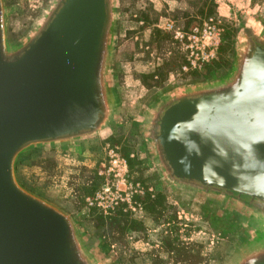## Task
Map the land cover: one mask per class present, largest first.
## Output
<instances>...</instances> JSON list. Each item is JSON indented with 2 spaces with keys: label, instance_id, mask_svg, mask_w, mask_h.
<instances>
[{
  "label": "water",
  "instance_id": "obj_1",
  "mask_svg": "<svg viewBox=\"0 0 264 264\" xmlns=\"http://www.w3.org/2000/svg\"><path fill=\"white\" fill-rule=\"evenodd\" d=\"M120 7L55 0L14 46L0 0V264H102L87 243L93 232L70 208L23 186L18 165L39 149L103 138L131 110L156 121L148 161L161 186L198 183L264 205V30L244 21L250 35L242 32L231 73L184 83L138 109L113 89ZM255 224L231 264H264V216Z\"/></svg>",
  "mask_w": 264,
  "mask_h": 264
},
{
  "label": "rangeland",
  "instance_id": "obj_2",
  "mask_svg": "<svg viewBox=\"0 0 264 264\" xmlns=\"http://www.w3.org/2000/svg\"><path fill=\"white\" fill-rule=\"evenodd\" d=\"M54 1L7 0L9 42L26 41L42 23ZM173 2L171 6L165 4L162 11L156 13L154 4L150 0H120L122 16L118 28L119 38L116 43L118 46L115 48L112 63L113 69L119 68V74L113 78V89L115 91L116 86L119 87L126 97L128 87L136 84L142 98L140 100L137 98L133 103L132 97L130 105L141 107L152 102L157 95H166L184 83L205 80L212 75L221 77L231 73L236 61L237 49L240 48L243 38L244 21L259 24L264 30V0H174ZM126 8H129V13H126ZM232 10L235 11V15L230 14ZM211 17L222 21V40L218 60L201 72L180 75L181 67L185 63V55L173 36L161 30L158 25L166 20L174 22L180 28L188 29ZM126 33H129L127 39ZM165 63L167 64L164 65ZM159 66L165 68L164 74L157 73L153 79H144L146 75L158 71ZM136 78L142 85L137 83ZM145 110H142L141 114L131 110L126 115L123 126L111 133L108 132L109 134L106 132L103 138L91 140L92 143L83 144L82 151L78 149L79 143L74 144L73 147L76 149L74 156L82 157L86 151L90 153V157L87 159V165L72 166L67 176L64 175L66 172L62 167L49 162L41 163L45 160L33 156L34 162L31 161L28 166L30 174L28 176L33 175L31 177L38 178L40 186L43 187L42 193L38 194L60 205L65 204L63 202L65 198L74 201L73 211L79 223L86 231L90 229L93 232L86 239L95 256L99 238L107 234L120 242L127 253L126 257L135 264H207L214 252L225 255L224 261L221 260L220 264H231L244 248L240 244L249 231L244 233L234 229L228 236L231 241L218 245L216 238L221 237L212 229L210 219L201 214L204 197H197V194L187 191L186 188L184 191L170 186L165 188L156 181L148 161L153 146L144 137L145 126L150 121L147 118L148 111ZM110 148H117L124 158H126L125 154H129V159L136 162L137 166L131 177L133 181L154 188L153 193L139 198L142 210L136 214L120 211L116 215L103 216L100 212L87 208L86 198L99 190L103 184V178L97 173L107 163ZM39 165L41 173L37 175ZM140 177L143 182L136 181ZM56 180L67 183L72 193L70 197L63 195L56 199L47 195L48 189ZM27 188L36 193L29 186ZM58 189L62 191L61 188ZM196 200L197 203H201L196 204ZM209 206L215 207L220 213L219 205ZM123 223L129 227L124 235H120L117 226ZM223 223L226 224L224 220ZM223 223L218 224L217 231L223 228ZM133 244H136L137 248H134Z\"/></svg>",
  "mask_w": 264,
  "mask_h": 264
},
{
  "label": "built area",
  "instance_id": "obj_3",
  "mask_svg": "<svg viewBox=\"0 0 264 264\" xmlns=\"http://www.w3.org/2000/svg\"><path fill=\"white\" fill-rule=\"evenodd\" d=\"M221 25V19L215 17L188 29L180 28L172 21L160 22L158 27L173 36L185 55L180 75L201 72L218 60L222 40ZM98 175L103 178V184L85 202L87 208L103 216H112L119 211L136 214L142 210L139 198L154 192L153 187H146L131 179L129 162L117 148L108 150V161Z\"/></svg>",
  "mask_w": 264,
  "mask_h": 264
},
{
  "label": "flooded vegetation",
  "instance_id": "obj_4",
  "mask_svg": "<svg viewBox=\"0 0 264 264\" xmlns=\"http://www.w3.org/2000/svg\"><path fill=\"white\" fill-rule=\"evenodd\" d=\"M232 15H235V12H233ZM243 31L250 35V31L245 28H243ZM14 42L15 41H12L10 44L14 46L20 45V41L16 43ZM250 43L254 47L258 45L254 39H251ZM156 129L155 120H150L145 126L144 137L151 145L157 143ZM185 188L187 191L197 194V197H204L202 207L200 206L203 211L201 214L210 219L212 229H214V232H217L219 237L222 238H216V243L218 245H224L226 244L224 242H228V240L231 241L228 236L231 232L233 233L234 229L245 233L252 228H255V220L264 216V205L247 196L216 187L200 185L198 183H188L185 185ZM200 203L201 202L197 203L196 200V204ZM213 204L220 206V213L215 210V207L212 206ZM209 205H211L212 208H210ZM223 220L226 222L225 225ZM220 222H222L224 226L220 231H217ZM98 244V251L95 252L98 260L102 264H135L129 257H126L127 253L124 251L120 242L112 238L110 235L105 234L103 237H100ZM212 254L214 255L210 256L207 264H220L221 260L224 261L225 255H221L220 252L216 254L214 252Z\"/></svg>",
  "mask_w": 264,
  "mask_h": 264
},
{
  "label": "crops",
  "instance_id": "obj_5",
  "mask_svg": "<svg viewBox=\"0 0 264 264\" xmlns=\"http://www.w3.org/2000/svg\"><path fill=\"white\" fill-rule=\"evenodd\" d=\"M150 1L154 4V11L156 13L157 12L160 13L162 11V9L164 8L165 4L171 6V3L172 4L174 3L173 2L174 0H172L171 2L166 1V0H150ZM163 1L165 3H163ZM232 5H234V4H232ZM231 13H233V10L230 11V14ZM161 20H163V19H161ZM137 83H139V85H142L139 80L137 81ZM132 86L133 87H128V91L126 93V97H127L126 100H127V102H130V99L133 97V103H135V100H137V98H138V100H140L142 98V95H140V89L136 88V86H137L136 84H134ZM136 89H138V90H136ZM83 146L84 145L81 144L78 149L82 151ZM74 150H76V149L72 145H69V146L68 145H61V146H53V147H48V148H44V149H39V150L31 153V155L24 157L19 162L18 176L22 180V182L26 185V187L29 186L32 190L36 191V193H42L43 190H41V189L43 187L40 186L38 178L31 177L33 175L28 176V175H30L28 166L31 164V161H32V163L34 162L32 160V157L38 156L39 160H43V159L45 160V162H41V163L45 164L46 162H49V163H52V165L54 164L56 166L62 167V169H64V171L66 172V174H64V175L67 176V173L69 171H71L72 166H78L81 164L87 165V159L90 157V153H87L86 151L83 153L82 157L81 156L80 157L74 156ZM34 158H36V157H34ZM92 165H94V164H92ZM37 170L38 171H36V172L38 175L39 173H41L40 165L38 166ZM63 180H65V178ZM51 186L52 187L49 188L47 191V195H49L50 197H56V199H59L60 196L65 195V196L70 197V195L72 194L71 191L67 187V183L64 181H57L56 180L53 182V184ZM58 188H61L60 190H62V191H59ZM60 192H62V193H60ZM40 195H42V194H40ZM63 202L65 203L64 206L70 208L73 211V207H74L73 205H75L74 201L73 202L68 201L65 198ZM119 213H120V211H119ZM116 214H118V212L115 213V215ZM133 246H134V248H137L136 244H133Z\"/></svg>",
  "mask_w": 264,
  "mask_h": 264
},
{
  "label": "trees",
  "instance_id": "obj_6",
  "mask_svg": "<svg viewBox=\"0 0 264 264\" xmlns=\"http://www.w3.org/2000/svg\"><path fill=\"white\" fill-rule=\"evenodd\" d=\"M152 9V8H151ZM126 13H129V8H126ZM143 16H145V18L147 19V16L145 15V14H143ZM127 38H129V33L127 34L126 33V39ZM167 63H165L164 65H166ZM167 67V66H166ZM164 70H165V68L163 69V67L161 68L160 66L158 67V71H156V72H153V73H150L149 75H146L145 77H144V79L146 80L147 78H149V79H153L154 78V76L158 73V74H164L163 72H164ZM213 76V75H212ZM127 159H129V154H125L124 155ZM129 164H130V171H131V173H130V176L132 177V172H134L135 171V168H136V166H137V164H136V162L135 161H133V160H131V159H129ZM140 173H141V170L139 171ZM21 180V179H20ZM136 181H142L143 182V179L140 177V178H137L136 179ZM21 182H22V180H21ZM22 184H23V186H25L26 187V185L22 182ZM111 227H112V225H111ZM127 227H129V225H127L126 223H123V224H119L118 226H117V229H118V231H119V234L120 235H124V232L126 231V229H127ZM135 227V226H134ZM136 227H138V226H136ZM135 227V228H136ZM93 229V228H92Z\"/></svg>",
  "mask_w": 264,
  "mask_h": 264
}]
</instances>
